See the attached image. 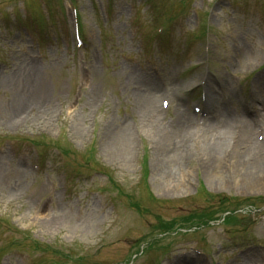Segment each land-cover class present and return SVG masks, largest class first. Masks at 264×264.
Masks as SVG:
<instances>
[{"label":"rangeland","instance_id":"obj_1","mask_svg":"<svg viewBox=\"0 0 264 264\" xmlns=\"http://www.w3.org/2000/svg\"><path fill=\"white\" fill-rule=\"evenodd\" d=\"M35 1L0 0V264H264V203L252 210L242 201L257 202L264 194L256 183L243 186L240 178L224 182L231 171L222 170L225 165L206 166L223 149L220 134L210 140L209 130L190 127L186 135L180 131L186 126L173 122L184 110L181 101H171L164 111L158 96L160 112L150 111L128 83L129 72L147 67L166 85L178 79L175 98L182 96L189 112L195 105L205 109L207 90L216 99L232 94L235 108L249 101L252 115L264 97V0H112L110 14L106 0H77L85 48L75 46L70 0H52L60 23L49 43H40L30 19L37 14ZM161 27L166 30L159 36ZM150 35L156 37L153 49L147 45ZM252 55V65H243L242 57ZM207 72L212 82L189 90L206 82ZM222 77L230 83L220 82ZM41 97L42 110L37 106L24 122L15 119L21 106ZM175 127L177 137L186 138L179 146ZM131 129L135 137L126 141L125 158L114 155L106 142L117 136L122 147ZM29 137L44 142L43 167L34 165L23 139ZM55 142L71 151L68 177L51 147ZM170 154L172 161L165 157ZM249 157L245 168L232 158L233 176L239 168L246 171L243 176L260 174L254 169L260 162ZM174 184L176 189H169ZM165 189L175 194L184 189L186 196L173 200L159 194ZM206 191L213 198L200 196ZM222 195L227 205L220 202ZM234 197L249 208L239 212L244 227L228 216L224 224L160 236L151 250L131 257L145 236H157L160 220L207 206L222 213L236 206ZM37 242L53 249L42 254Z\"/></svg>","mask_w":264,"mask_h":264},{"label":"bare ground","instance_id":"obj_2","mask_svg":"<svg viewBox=\"0 0 264 264\" xmlns=\"http://www.w3.org/2000/svg\"><path fill=\"white\" fill-rule=\"evenodd\" d=\"M30 64L31 66L34 65L33 63H30ZM223 80L226 84L230 83V79L228 77L223 78ZM128 83L134 86L133 93L137 97L140 96L142 97L143 100H145L146 98L147 106L150 105V111L155 110L157 113L160 112L159 106L156 105L157 103L156 99L158 100L159 91H160L159 90L160 83L158 85L152 73H149L148 70H144V72L143 71L142 72L131 71L128 76ZM34 98H37V95H35ZM42 100L43 99L41 97L40 99H36L35 101H32V103H35V105L41 108L42 107L41 104L43 102ZM209 100L212 101L213 99L209 97ZM212 103H214L215 107L218 109V112L216 110L217 116L215 118L209 119L201 123V126L205 127L206 130H209L208 134L210 136L209 137L210 140L216 139L217 134H220V137H223V136L226 137L227 144L225 146V149L222 150L217 157L208 159L207 162H205L207 163V165L206 164L205 165L209 167V164L213 163L214 167L218 165L219 170H220V166L222 168L225 165L226 168H222V170L230 169L234 173V170L232 169L233 165L230 168V164H229V162L232 161V158L234 156L237 157L236 161L244 164L243 167L245 168L248 165L246 164L245 159L251 158L249 156L253 154L255 162L257 163L260 162L258 165L256 164V166H254V169H256L257 171L261 170L260 174L262 173L261 176L264 177L263 175L264 169H260L261 163L264 162V139L263 140L258 139L257 137L258 135L256 134V128H255V124L257 120L259 121V119L257 117L248 116L247 114H242L241 112H236L238 107L236 106V108L234 107L231 108L230 104H228V99L226 98L222 97V98L214 99ZM261 105L264 106V100L261 101ZM176 106L178 108L179 104H177ZM180 106H184V101L182 104H180ZM23 109L26 110L28 109V107L23 108ZM179 110L180 111L178 112L176 119L173 120V122L180 126H183V124L187 122L191 123L193 118H190L189 117L190 115L189 116L186 115L183 112V110L181 109ZM258 111L259 109L256 108V112ZM262 121L263 122H259V124L263 126L264 128V119ZM10 122H14V121H10ZM123 129L124 128L122 127V130ZM175 131H176V141H178L179 137H177L178 135L177 127H175ZM117 139L118 137L116 136L115 139L107 141L106 145L111 146L113 148V150L115 151L114 155L118 157L122 156L123 158H125L126 153H127L126 141H128L129 143V131L126 132V137L124 139V144L122 147L120 146V142H118ZM175 152H176V146H175ZM169 153H173V152L171 151ZM165 157L169 159L170 161H172L175 155L170 154L169 156L167 155ZM244 168H239V171L236 177L233 176L231 171H229L233 179L235 181L238 178H240L241 181L243 180L244 182V184L242 183L243 186H247V184L245 185V183L247 182L256 183L257 184L255 188L256 190H259V191L264 190V179L260 178L259 176L260 174L258 176L256 174H249L247 176H243V173L245 174L246 172V171L243 172ZM57 220H60V219H57ZM55 224L56 222L53 219H50V224H49L50 227H54Z\"/></svg>","mask_w":264,"mask_h":264}]
</instances>
